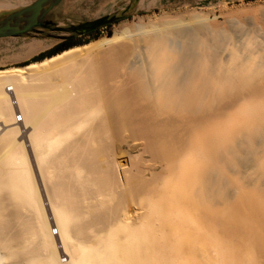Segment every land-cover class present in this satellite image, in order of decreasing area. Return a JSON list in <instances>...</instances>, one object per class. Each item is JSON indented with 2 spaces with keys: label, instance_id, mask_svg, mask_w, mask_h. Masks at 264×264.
<instances>
[{
  "label": "bare ground",
  "instance_id": "obj_1",
  "mask_svg": "<svg viewBox=\"0 0 264 264\" xmlns=\"http://www.w3.org/2000/svg\"><path fill=\"white\" fill-rule=\"evenodd\" d=\"M197 19L0 73V264H264V20Z\"/></svg>",
  "mask_w": 264,
  "mask_h": 264
},
{
  "label": "rangeland",
  "instance_id": "obj_2",
  "mask_svg": "<svg viewBox=\"0 0 264 264\" xmlns=\"http://www.w3.org/2000/svg\"><path fill=\"white\" fill-rule=\"evenodd\" d=\"M34 1L35 0H0V2H8L12 6L9 9L2 10L0 15L20 9ZM142 1L143 0H61V2L46 15L44 21L47 24L68 28L86 22H92L100 18L109 19L111 17H116V20L112 21L111 25L104 24L96 30H80L72 33L66 31V29L63 31H56L48 28H38L19 36L0 38V73L10 70H24L26 66L31 63L41 64L42 62H50L59 58L60 55L66 54L68 51L75 52L74 49L77 47L83 50L69 54L67 57H63L64 59L62 60L79 61L87 58L93 53L95 54L100 51L99 48L103 50V47L98 45L95 40L112 35L117 24L124 21L134 23L142 20L145 23H150V21L154 23V21L159 22L163 19L174 18L183 20V23L186 22L188 25L185 24L184 27L189 29L199 24L200 20L197 18H208V22L214 28L224 29L232 36H236L239 32L233 29L232 23H234V21L241 22L246 30L251 28L253 25L252 23L255 21L260 23L264 20V0H181L167 5L155 6H153V1L149 2V0H144V3H142ZM163 15L166 16L164 17ZM250 20L252 23H250ZM109 32H111V34H109ZM69 36L73 38L71 40H66ZM134 37L137 38L136 35ZM135 39V42L131 41L130 45L133 46V44L140 43L139 39V43L137 39ZM39 41V44H42L41 46L46 47L28 53L29 45L36 44V42L38 43ZM86 44L93 45L94 47L86 51L84 49ZM62 45H66V48L59 50ZM67 45L71 46L68 47ZM45 202L47 203V199ZM54 236L57 237L58 234H54ZM183 245L186 246V242H184ZM62 257V260L68 258L66 254H62Z\"/></svg>",
  "mask_w": 264,
  "mask_h": 264
},
{
  "label": "water",
  "instance_id": "obj_3",
  "mask_svg": "<svg viewBox=\"0 0 264 264\" xmlns=\"http://www.w3.org/2000/svg\"><path fill=\"white\" fill-rule=\"evenodd\" d=\"M60 2L61 0H35L20 9L0 15V38L19 36L38 28H48L56 31L66 29V31L72 33L80 30H95L97 27L116 20V17L109 19L100 18L92 22H86L68 28L47 24L44 21L46 15Z\"/></svg>",
  "mask_w": 264,
  "mask_h": 264
},
{
  "label": "crops",
  "instance_id": "obj_4",
  "mask_svg": "<svg viewBox=\"0 0 264 264\" xmlns=\"http://www.w3.org/2000/svg\"><path fill=\"white\" fill-rule=\"evenodd\" d=\"M176 1H181V0H154L153 3L155 5H167V4H171L174 3Z\"/></svg>",
  "mask_w": 264,
  "mask_h": 264
},
{
  "label": "trees",
  "instance_id": "obj_5",
  "mask_svg": "<svg viewBox=\"0 0 264 264\" xmlns=\"http://www.w3.org/2000/svg\"><path fill=\"white\" fill-rule=\"evenodd\" d=\"M111 24H112V22H108V23H106V25H111ZM98 28H99V27H97L96 29H98ZM96 29H95V30H96ZM109 34H111V32H109ZM72 38H73L72 36H69V37L66 38V40H71ZM67 46L69 47V46H71V45H67ZM64 48H66V45H62L61 48H60L59 50H63Z\"/></svg>",
  "mask_w": 264,
  "mask_h": 264
},
{
  "label": "built area",
  "instance_id": "obj_6",
  "mask_svg": "<svg viewBox=\"0 0 264 264\" xmlns=\"http://www.w3.org/2000/svg\"><path fill=\"white\" fill-rule=\"evenodd\" d=\"M17 119L20 121L21 119H22V116H21V113H18V115H17ZM53 233L54 234H58V229H57V227H53Z\"/></svg>",
  "mask_w": 264,
  "mask_h": 264
}]
</instances>
